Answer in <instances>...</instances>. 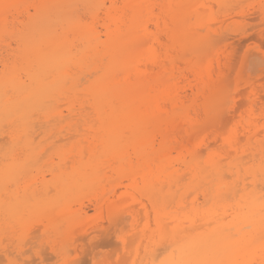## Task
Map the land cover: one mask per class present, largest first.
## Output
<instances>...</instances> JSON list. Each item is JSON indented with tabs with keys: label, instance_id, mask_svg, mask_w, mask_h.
Returning a JSON list of instances; mask_svg holds the SVG:
<instances>
[{
	"label": "bare ground",
	"instance_id": "bare-ground-1",
	"mask_svg": "<svg viewBox=\"0 0 264 264\" xmlns=\"http://www.w3.org/2000/svg\"><path fill=\"white\" fill-rule=\"evenodd\" d=\"M76 1L80 0H0V36L11 33L9 26L7 27L8 14L20 13L27 3H32L35 10L30 14L29 9L28 19L20 21L23 31L17 37L18 47L13 50L14 62L19 61L20 67L14 63L11 66L3 63L5 68L0 74V122L3 119L10 124L14 122V125L16 122H22V128L27 130L28 122L36 118L33 113L43 111L48 125L49 121H55L53 124L59 126L60 122L70 119L66 118L68 114L72 116L74 113L87 125L89 118L87 119L86 112L83 113L87 109L84 103L79 104V107L76 106L77 103H64L69 112L67 115L63 114L62 109L60 111L58 107L52 106L58 94L67 89L77 91L79 85L83 84L78 71H75L80 69L81 73L86 74L84 88L90 97L86 105L101 124H111L113 143L105 145L103 142V152L96 155L93 152L94 156L89 154L93 156L91 164L82 162L81 156L85 152L82 148L79 149L77 155L78 160H81H72L70 171H63L59 166L58 169H53L58 172L53 174L52 181L49 180L48 183L42 180L39 182L41 187L36 184L34 189H31L29 181L27 182V177L31 176L29 158L13 159L7 167L8 171H5L3 176L0 175V209L6 197L13 201L6 210L11 219L19 217L22 211H28L32 206L31 199L36 201L34 203L45 204L43 206L47 207L50 204L45 203L48 199H36L39 192L45 190L47 193L52 191L49 190L51 187H57L60 190H56L63 196L74 192V189L79 192V188L86 183L89 188L91 174H95L102 167L101 164L106 162L110 167L113 164L118 166V169L122 173L126 172L134 182L138 174L143 177L142 185L138 186L136 183V189L147 199L150 206L144 207L143 211L144 219L148 220L147 225H150L151 214L155 222V227L148 229L145 239L148 244L155 246L156 252L164 250L153 253L146 264H264V193L255 189V186L258 188L259 185L256 183L257 177H264V141L253 146L252 151L248 152V148L246 150V147H241L240 134L234 139L227 138L226 144L223 142L226 145L223 144V148L226 147L224 152L222 151L223 154L216 152L219 148L215 151L213 139H208L206 133L213 122L211 97L217 89L215 84H210L213 75H208L207 78L205 70L201 68L188 70L190 72L187 73L178 66V54L185 45L187 46V40L182 33L186 28L187 15L194 14L198 17L202 14L199 8L195 7L196 0H129L121 7H107L104 0H81L89 8H93L89 9L92 15L98 14L99 8H104L107 20L112 21V25L106 26L105 38H102L96 28L83 22L75 14ZM214 1L220 5L228 2ZM157 7L159 12L154 19L159 32L151 34L144 18L151 15ZM259 10L264 16V4ZM243 12L241 10L237 14ZM14 15V21L18 20L19 16ZM65 29L72 32V39L70 35H66ZM261 32L264 33V29L259 33ZM162 33L167 36L166 41L163 40ZM246 35L248 36L247 33ZM260 57L256 54L250 56V62L255 64L252 69L254 72L264 69H259V60L262 59L263 62ZM211 72L215 71L211 69ZM190 74L193 75L192 80H189ZM184 79L188 81L187 86L191 93L181 85ZM254 93L250 94V103L264 104L261 93L260 96ZM77 109L78 113L75 112ZM235 112L236 110L228 118ZM259 122L256 118L246 123L243 132L248 141L258 139L261 131H264V123L259 125ZM79 124L77 123V127L81 129ZM72 126L70 128L74 129ZM221 126L222 119L219 127ZM78 128L75 131H82ZM219 130L223 132L222 129ZM124 131L130 132L132 140L137 142L132 143V147L120 155L121 141L116 135H121L119 133ZM237 131L239 133V130ZM216 140L218 141L217 138ZM257 161L259 163L246 167L248 163ZM242 169L245 174L252 176V189H249L250 184L245 183L246 177H241ZM225 170L236 177L232 182H228L230 175H227V179ZM4 181L13 189L3 192ZM239 181L243 183L241 188H238L241 184ZM25 183L29 184L26 186ZM262 187L264 189V186ZM229 198H233L232 204ZM52 200L57 201L53 197ZM105 200L106 198H100L95 204L101 207ZM61 204L58 203L59 206ZM121 210L122 208L116 206L109 208L110 215H116ZM81 214H87L86 210L83 209L79 215ZM68 220V224L73 222L71 216ZM112 221L111 223H114ZM136 229L137 227H134L131 232L134 233ZM85 236L83 238H89L90 234ZM130 237L132 238L133 234L122 239L124 246L127 247L129 241L131 242ZM132 254L130 253L131 257ZM123 259L120 264L127 260ZM112 262L109 261V264Z\"/></svg>",
	"mask_w": 264,
	"mask_h": 264
},
{
	"label": "rangeland",
	"instance_id": "rangeland-1",
	"mask_svg": "<svg viewBox=\"0 0 264 264\" xmlns=\"http://www.w3.org/2000/svg\"><path fill=\"white\" fill-rule=\"evenodd\" d=\"M128 1L129 0H104L107 7H121ZM151 1L154 2V0ZM76 2L75 14H77L83 22L88 23L94 29L96 28V30L100 32L99 34L102 35V38H105L104 34L106 32V26L109 24L112 25V21L109 19L107 20L108 17L105 14L104 8H99V13L97 12L98 14L92 15L90 14L91 11L89 9L92 10L93 8H89V6L85 5L81 0ZM262 4H264V0H228L224 5H220L214 0H196L195 7L199 8V11L202 12V14L198 17L194 14H188V18H186V28L185 30L183 29L182 33L183 37L187 40V46L185 45L184 48L180 50L177 62H180V65L178 63L179 68L183 71L185 70L187 73L193 69L201 68L205 70L204 74L207 78L208 75H213V81H211L210 84H215L217 89L212 93L211 97L213 102V119H211L213 122L210 125L209 130L206 132L208 135H206L208 136V139H213L212 142L215 146L217 145V147L214 146L215 151L219 148L216 152H222L226 149V147L223 148V144H226L225 140H227V138L234 139L239 137L240 134V139H238L239 141L242 139L240 142L241 147H246V150L248 148V152L252 151L251 148L253 146L264 141V131H261L258 139H252L250 141L246 139L243 132L245 131V126H247L248 122L250 123L256 118L258 122L260 121L259 125H263L264 123V104L259 103L257 105H252L249 100L251 96L250 94L256 92L254 94L257 96L261 95V98L264 101V94H262L264 92L261 93V91L264 90V83H261L264 82V69L254 72L252 69H254L255 64L250 62L251 55H260V58H263V62H261L262 59L259 60L260 62L258 63V66L259 69L264 68V33H259L264 29V16L259 10ZM95 9H97V7L94 8V10ZM28 10L30 14L35 12L32 3L25 4L20 13H15V15L12 13L8 14L9 20L7 22V27L9 26L8 29L9 31L11 30V33L2 34L0 36V74H2V70L5 68L3 63H7L8 66L13 65L14 63L18 68L20 67L19 61L14 62L13 50L18 47L17 37L23 31V26L20 21H26L28 19ZM241 10L244 11L243 14H237V12ZM82 11H85V13ZM158 12L159 10L157 7L151 15L147 17L145 16L144 18V23H147L149 26V32L151 34H157L159 32L154 19ZM253 12L259 13L255 14ZM233 14L235 17H233ZM245 14L246 16H244ZM13 15L19 16L18 20H15L16 22L14 21L15 17H13ZM60 31L61 30H59V32ZM65 31H67L66 35H70L69 37L72 39V32L68 29H65ZM261 35H263V37H261ZM166 37L165 34L162 35L163 40L165 39L164 41L167 40ZM157 47H159L158 44ZM211 69L215 72L212 73ZM188 70L190 71L188 72ZM75 71H78V76L80 79L82 78L81 83L83 84L79 85L77 91L67 89L60 95L58 94L59 96L57 95L55 97L56 99L54 98L56 101L54 100L52 102L54 104H52V106L55 108L58 107V110L60 111L62 109L63 114L67 115L69 112L66 106L69 105V103H73L74 105L77 103V107H79V104L84 103L86 106L85 108L87 109L84 110L83 113L86 112L85 114H87V119L89 118V121L87 120L89 123L85 125L82 119V122L80 121V116L74 113L72 116L69 114L66 116L67 119L68 117L70 118L65 120L66 122H60L61 125L63 124L62 126L67 128H62L60 124L59 126L53 124L55 122L53 120V122L49 121L48 125V121L45 119L43 111L33 113V115L36 114L34 115L36 118H32L31 122H28L29 127L27 130L22 128V126H24V123L22 122H16L17 124L15 123L14 125V122L10 124L5 119H3V121L1 120L0 175L3 176V173L8 171L7 167L13 162V159L20 158L21 160H24L28 157L30 161V174H28L31 176L28 175L29 177H26L29 178L27 182L29 181L31 189H34L36 186L41 187V183L39 182H42V180H46L48 183L52 181L53 174L58 172V170L53 169H58L60 166L63 171H70L72 169L70 167L72 163L81 159L83 160L82 162L91 164L93 156L100 154L105 149L103 148V142H105V145L113 143L114 138L112 139V131H110L111 124H101L100 121L94 117L92 110L86 105V102L90 98L84 88L86 74L84 72L81 73L82 71H80V69H75ZM190 79H193L192 74L189 75V80ZM184 81L182 80L181 85L183 84L182 86H185V89H187L188 81L185 79ZM187 91L191 93L189 88ZM68 98L70 102L67 101ZM201 99L202 97L199 98V103H201ZM247 103H249L250 106L249 104L247 105ZM60 105H63L65 109H63V106H61V108ZM202 108L200 111L201 114L203 112ZM237 108H239V110ZM235 110L237 112H235V114L237 115L232 114V116H230L231 119L234 118L232 121L228 116ZM78 111L79 110L77 109L75 112L78 113ZM225 115L226 117H223ZM40 116L43 118H40ZM75 118H78V120ZM33 119L36 124H34ZM38 119H41V122ZM221 119L222 126L219 127L221 125ZM90 120L92 121L90 122ZM77 123H80L79 125H81V127L78 126L81 129L77 127ZM52 125H54V127ZM42 126L44 128H42ZM71 126L75 128H70ZM77 128L82 131H75ZM218 128L222 129L224 133L228 132L224 134L221 131L222 134ZM63 129L64 131H62ZM237 130H239V133H237ZM261 130H263V128H261ZM119 134L121 135H116L117 139L120 138L121 141L119 154L123 155L132 147V143H136L137 141L132 140V134L130 132L128 133V131ZM211 134H213V136H211ZM230 135L235 136L231 137ZM81 148L85 153H83L81 156L82 158L78 160L77 154L78 150ZM98 148L101 149L96 151ZM223 152L221 154H223ZM62 153L63 155H61ZM89 154L93 156L91 157ZM84 155L85 157H83ZM103 159L106 160L104 157ZM72 160L74 161L71 162ZM105 163L101 164L102 167H100L95 174L89 173L92 175V181L90 183L92 186L89 185V188L87 186L88 183H86L87 185L84 184L82 188H79V192L77 189H74V192L71 191L69 195L66 193L63 196L60 191L58 192L56 190H60L57 187H51L49 190L52 189V191H48L49 194L48 192L45 193V190L44 192H37L39 196L42 195L43 197L40 196L39 198V196H36V199H48L49 201L46 200L45 203L50 204H46L47 207H44L43 205L45 204H36L34 203L36 201L31 199L32 206H30L34 209L32 210V208L29 207L28 211H22L20 213L21 215L17 218L15 217L14 219H11L8 217L10 213L6 214V210L10 206V203L13 202L10 197H6L5 203L0 209V228L3 231L2 232L0 229V264H109V261L112 262L111 260H113V262L110 264H120L124 260L123 258H127V260H125L126 264H137L139 261L138 264H146L149 263L151 259L150 256L153 253L164 251L160 250L159 252H156L155 246L148 244L147 239H145V234H147L149 228L155 227V222L152 214L149 216L150 225H147L146 221L148 220L144 219V207L147 206L149 208L150 206L147 199L136 189V183L138 186L142 185L143 177L138 174L136 176V182H134L129 179L126 172L122 173L118 169V166L115 167V164L110 167L108 163ZM255 163H259V161L250 162L246 167ZM225 173V176L228 174L230 175V179L228 178L229 176H227V179L230 180H228V182H232L233 178H236L231 176V173L227 170H225ZM241 175L242 178L246 177L245 183L250 184L249 189H252L253 185L252 182H250L252 181V176L245 174L243 169L241 170ZM96 177L99 179H96ZM22 180L24 181V179ZM239 182L241 183L242 181ZM29 183H25V185ZM256 183H259L258 188L255 186L256 191L264 193L262 187L264 186V177L262 175L257 177ZM242 186L243 183H241L238 188H241ZM11 189H13V187L9 186L7 181H4L2 191L7 192ZM21 189L23 190L24 186ZM71 193H73V195ZM52 197L53 199H57V201L52 200ZM60 197L63 200H61ZM100 198H106L105 204L101 207L95 204ZM229 199L232 201L233 198ZM52 202L54 203L52 204ZM58 203L61 204V206H59ZM230 203L232 204L233 201ZM111 206L120 207L122 210L116 215H110L109 208ZM83 209L86 210L87 214L79 215ZM231 211L232 210L230 209L229 212ZM69 216L73 218V222L70 224L67 223L69 221ZM229 217H231V215ZM111 221L114 223H111ZM115 227L117 228L116 230ZM134 227H137V229L132 233L131 231ZM140 231L144 236L140 234ZM87 233L90 234L89 238H83ZM132 234L133 237H130L129 239L131 242L129 241L127 247L124 246L122 239L124 237H129ZM81 235L84 236L82 237ZM140 235H142V237ZM130 253H133L134 255L132 254L131 257ZM136 253H139L138 256H136ZM120 256L122 258H119ZM135 256L138 257L137 261L135 260ZM128 258L130 260L132 258L131 262Z\"/></svg>",
	"mask_w": 264,
	"mask_h": 264
}]
</instances>
